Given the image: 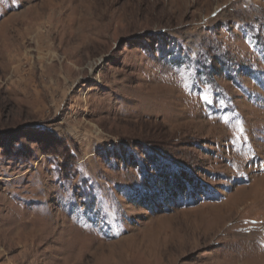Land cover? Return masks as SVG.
Instances as JSON below:
<instances>
[{
  "label": "rangeland",
  "instance_id": "1",
  "mask_svg": "<svg viewBox=\"0 0 264 264\" xmlns=\"http://www.w3.org/2000/svg\"><path fill=\"white\" fill-rule=\"evenodd\" d=\"M0 264H264V0H0Z\"/></svg>",
  "mask_w": 264,
  "mask_h": 264
},
{
  "label": "trees",
  "instance_id": "2",
  "mask_svg": "<svg viewBox=\"0 0 264 264\" xmlns=\"http://www.w3.org/2000/svg\"><path fill=\"white\" fill-rule=\"evenodd\" d=\"M160 185L163 188H165V190H163V192L167 196L166 202H165V197H164V201L158 200V202H156L157 204L153 205L151 203V200L145 197V200L149 202V205H152L154 207H158L157 205L161 204L162 210H160V211L166 212V210H168L169 207H174V206L176 207L179 205H183L184 203H190L193 201L194 196L187 197L185 195V193H187L188 191L193 189L189 184L184 183V184H181L178 186L177 184L172 183V178L170 177V175L169 176L165 175V176H163L162 183ZM178 187H183V188L179 189ZM185 187H187L188 191H187V189H185ZM198 187H199V185L196 184V188H198ZM199 190H200V192L198 194L199 198H201V195H204V197L211 195L209 193H206V191L203 188H200ZM158 196H160V195H156V197H158ZM139 199H141V198H139Z\"/></svg>",
  "mask_w": 264,
  "mask_h": 264
}]
</instances>
